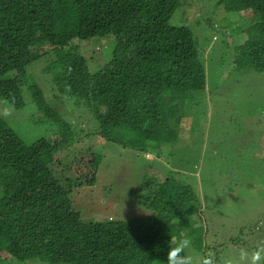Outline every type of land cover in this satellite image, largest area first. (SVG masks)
<instances>
[{
    "label": "trees",
    "instance_id": "16d2710c",
    "mask_svg": "<svg viewBox=\"0 0 264 264\" xmlns=\"http://www.w3.org/2000/svg\"><path fill=\"white\" fill-rule=\"evenodd\" d=\"M217 2L219 8L209 12L203 0L188 5L192 14L205 15L209 28L236 16L232 27L223 26L234 36L228 76L250 68L264 72V0ZM179 6L180 0H0V264H181L187 242L203 249L206 215L198 189L161 170L157 160L169 154L167 143L198 139L194 105L207 88L187 19H172ZM93 38L114 40L110 58L96 69L73 44ZM40 56L46 64L32 67ZM218 64H226L222 55ZM37 71L49 73L58 92L87 108L93 131L80 136L50 106ZM216 74L225 82L221 68ZM26 100L50 123V138L26 143L6 123V111ZM99 137L153 153L155 164L134 192L146 213L82 219L73 193L96 184L103 158ZM261 148L254 152L264 166ZM237 163L235 174L253 173L252 163L244 160L242 169Z\"/></svg>",
    "mask_w": 264,
    "mask_h": 264
},
{
    "label": "rangeland",
    "instance_id": "374dc122",
    "mask_svg": "<svg viewBox=\"0 0 264 264\" xmlns=\"http://www.w3.org/2000/svg\"><path fill=\"white\" fill-rule=\"evenodd\" d=\"M189 1L180 0L172 19L176 23L187 19L185 23L197 39L203 59L207 88L199 93L198 103L194 105V117L200 124L198 139L193 138L183 146L181 142L177 145L173 141L167 143L169 154L162 153L157 160L161 170L177 173L176 176L189 180L198 189L200 200L205 204L204 227L207 229L202 250L208 252L206 256L213 257L210 261L207 259V264H264V175L257 176V172L264 171V166L259 164L254 152L264 146V72L250 68L246 75L238 70L228 76L231 71L228 64L232 53L230 44L234 36L225 34L223 26L232 27L236 16L231 15L229 22L213 21V28H209L202 12L196 15L192 14L191 7L186 9ZM217 1L203 0L201 7L206 6L209 12L212 7L219 8L220 2ZM218 41L222 43L219 45ZM73 44L78 45L81 54L91 56L89 64L96 69L110 58L114 40L93 38L80 42L74 40ZM220 55L226 59L225 66L218 64ZM39 63L41 66L46 64L43 56L36 59L32 67ZM217 68H221L225 82H218ZM35 77L50 106L80 136L94 130L91 113L84 105L75 104L58 92L49 73L37 71ZM6 112L3 115L6 123L26 143L39 137L50 138L54 132L43 112L39 113L28 100L22 107ZM236 139L246 147L245 151L238 148ZM97 142L102 147L103 158L96 184L90 190L83 188L73 193L76 197L74 205L82 219L92 221L104 217L110 219L114 215L146 213L135 202L134 192L148 165L155 164L153 153L131 149L102 137ZM239 154H244V159L237 158ZM237 160V167L243 166L244 160L252 163L253 173L235 174ZM184 253L186 260L181 264H204L190 242L185 244ZM1 264L67 263L8 259Z\"/></svg>",
    "mask_w": 264,
    "mask_h": 264
},
{
    "label": "clouds",
    "instance_id": "9594fccd",
    "mask_svg": "<svg viewBox=\"0 0 264 264\" xmlns=\"http://www.w3.org/2000/svg\"><path fill=\"white\" fill-rule=\"evenodd\" d=\"M187 7H190V5H188V6H186V8ZM176 11V10H175ZM204 239H205V236H204ZM204 241H206V239L204 240ZM202 252V253H199V252ZM200 251H197V249L195 250L194 249V252H195V254H200V260H203V263L204 264H207L208 262H207V260H204V257L203 256H206L207 254H208V252H204L203 250H200ZM182 256V261H181V263L184 261V260H186V256H185V253L183 254V255H181ZM206 259V258H205ZM211 259H213V257H209V260H211ZM202 264V263H201Z\"/></svg>",
    "mask_w": 264,
    "mask_h": 264
}]
</instances>
